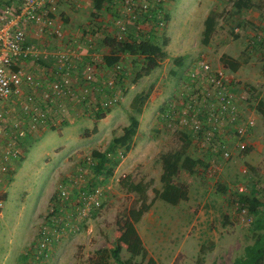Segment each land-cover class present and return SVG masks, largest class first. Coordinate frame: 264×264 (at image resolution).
<instances>
[{
    "label": "rangeland",
    "instance_id": "obj_1",
    "mask_svg": "<svg viewBox=\"0 0 264 264\" xmlns=\"http://www.w3.org/2000/svg\"><path fill=\"white\" fill-rule=\"evenodd\" d=\"M7 1L0 0V4ZM174 1L172 11H165L167 16H164V25L158 27V34L153 39H146L151 41L150 47L141 48L140 55L132 60L126 86L122 80L118 82L119 88L123 85L130 89L128 96L148 94L146 110L136 116L138 122L144 116L139 135L136 133L132 141V148L135 145L142 147L137 155L142 160L136 162L137 166L128 175L134 183L153 181L147 192L148 200H151L154 196L152 190L161 189L160 154L177 151L184 145L188 155H199L190 145L188 134L172 132L158 119L160 108L169 98L179 71L174 61L182 55L181 67L187 66L199 54L204 55L213 67L222 66L220 57L223 54L241 62L240 74L227 72L237 83L239 97L242 96L240 107L243 114L252 113L255 119V144L250 150L257 149L261 168L257 170L247 162L233 158L222 165L217 180L210 179L200 170L192 175L180 171L176 182L184 184L187 189L186 201L179 204L183 209L177 213L173 209L178 206L172 209L158 200L152 205L156 214L149 223H159L157 234L161 236L162 245L146 241L148 230L142 226H137V229L142 232L146 249L150 252L148 256L156 264H231L243 257L245 247L254 242L258 233L254 227L255 218L245 207L236 204L239 198L234 186L245 182L246 195L255 191L256 197L264 201V120L257 113L258 103H264V0H249V8L240 12L233 9L234 0ZM212 11L219 14L216 29L209 43L203 45V19ZM170 19L172 22L168 24ZM89 26L98 27L94 22ZM95 28L93 31L99 32ZM183 29L191 32L192 36L181 38L173 35V32L181 33ZM169 33L173 36L168 38ZM93 36L92 47L102 53V47L108 41ZM87 44L82 43V46L86 49L90 43ZM55 47L62 49L63 45ZM145 55H155L159 66L136 83V77L146 66ZM133 82L136 84L131 85ZM72 103L78 105L76 111L73 110L77 115L75 118L69 110L61 125L49 126L27 138L22 144L21 154L8 166L5 182L0 185V200L3 201L0 209V264L21 263L37 240L39 229L51 217L50 209L58 203L62 189H67L70 197L62 204L66 215L61 225L63 251L58 261L51 264H115L110 251L120 235L116 222L124 218L134 197L118 183L122 174L118 166L124 157L112 177H94L91 153L94 150L103 152L114 137L121 135L122 123L126 119L129 121L128 114L122 112L114 130L110 127L113 120L107 121L108 128L106 123H102L99 133L96 115L104 114L105 108L89 99ZM129 106H121L122 111L128 112ZM104 127L106 131H103ZM95 128L96 132L93 131ZM121 150L117 153L120 158ZM244 168L247 169L246 174L241 173ZM96 190L100 191V208L92 210L87 221L80 220L76 215V203L83 207V194ZM185 208L188 217L184 219ZM69 221L70 225L65 227L64 223ZM201 248L204 251L202 256L199 255ZM120 258L123 261L129 258L124 246ZM139 261L140 258L134 259V262Z\"/></svg>",
    "mask_w": 264,
    "mask_h": 264
},
{
    "label": "built area",
    "instance_id": "obj_2",
    "mask_svg": "<svg viewBox=\"0 0 264 264\" xmlns=\"http://www.w3.org/2000/svg\"><path fill=\"white\" fill-rule=\"evenodd\" d=\"M60 1L9 0L0 4V185L5 182L8 166L21 154L27 138L49 126L62 124L67 102L89 99L95 103L96 100L93 97L98 82L96 69L87 63L79 68L75 64L74 51L59 24ZM112 1L128 9L132 22L142 18L136 11L140 6L137 0ZM165 2L157 0L154 9L148 4L142 6L146 21L137 26L140 33L151 30L150 10L159 19L158 27L164 25L161 5ZM53 39L61 42L63 48L51 50L49 45ZM51 59L54 62L50 70L41 66L42 61ZM33 68L39 72L34 73ZM78 69L77 92L74 72ZM113 72L112 78L100 87L110 92L105 101L98 103L105 110L121 98L118 82L123 73L119 63L113 66ZM173 86L158 119L168 130L188 134L190 145L208 156L206 167L198 169L209 178H217L222 165L233 160L234 152L247 148V140L255 127L253 114H243L237 83L227 70L223 66L213 67L202 54L184 67ZM241 173L246 174L247 169ZM234 190L238 194L246 193L245 182L237 183ZM99 193L96 190L83 194V207L76 203L80 220L87 221L91 211L100 208ZM69 198V191L62 189L58 203L50 209L51 217L39 229L37 240L20 264H45L51 259L61 240V225L66 218L62 204ZM2 206L0 200V209ZM69 225L70 221L64 223L65 227Z\"/></svg>",
    "mask_w": 264,
    "mask_h": 264
},
{
    "label": "trees",
    "instance_id": "obj_3",
    "mask_svg": "<svg viewBox=\"0 0 264 264\" xmlns=\"http://www.w3.org/2000/svg\"><path fill=\"white\" fill-rule=\"evenodd\" d=\"M92 1L93 11L91 13V17L96 19L98 13L101 11L103 0ZM232 6L236 12H240L241 10L248 9L250 4L249 0H234ZM218 17L219 14L212 11L204 20V29L201 41L203 45H207L209 43V40L216 29ZM106 40L108 41L107 43L111 50L110 55L105 57V63L107 66H113L118 63L117 55L127 53L131 56H139L141 48L146 47L139 45L136 41L115 42L110 38H106ZM157 50L159 49L157 48ZM145 56L146 66L137 78L149 75L150 72L159 66L158 59L155 55ZM174 62L176 66L181 65L180 58L176 59ZM220 63L225 70L231 73L237 72L241 67V62L238 59L225 54L220 57ZM147 100L148 94H137L129 106V124L127 127L122 129L121 135L114 137L103 152L96 150L92 151L91 157L94 160L92 171L94 173V177H112L114 170L120 163L121 159L129 153L132 148L133 138L136 135L139 126L136 116L142 114ZM108 112L109 110L104 114H97L96 120L103 119L105 114ZM257 113L264 120V103H258ZM93 131L96 132V128ZM119 149H122V152L120 153L121 158L117 156ZM246 150L247 148L244 151L238 152L243 153ZM158 160L161 164L162 170L159 179L161 189L152 190L154 196L151 200H148L147 192L152 185V180H149L148 182L140 181L134 183L128 175L118 181L119 186L127 194L133 195L134 200L132 206L125 211L124 218L119 219L116 222L117 227L120 229V235L115 240L114 247L110 251V256L114 260L115 264H156L155 261L148 256V252L136 230V225L141 221L144 214L150 210L156 200L170 206H177L180 202L186 201V186L182 183L176 182V178L180 171H184L192 175L195 173V170L199 172L198 167H206V164L201 160L189 157L186 154V147L184 145H182L177 151L160 154ZM210 179L214 180L216 178ZM251 192L252 193L249 196H247L246 193H236L240 202L236 201V204L240 205V207H245L248 213L255 218L254 227L258 233L254 242L245 247L243 257L236 259L231 264H264V201H260L256 197L255 191ZM122 246L125 247V250L129 255V258L125 261L120 258ZM203 254L204 251L201 248L199 250V255L202 256ZM136 258H140V261L134 262V259ZM24 259L25 256L22 260Z\"/></svg>",
    "mask_w": 264,
    "mask_h": 264
},
{
    "label": "crops",
    "instance_id": "obj_4",
    "mask_svg": "<svg viewBox=\"0 0 264 264\" xmlns=\"http://www.w3.org/2000/svg\"><path fill=\"white\" fill-rule=\"evenodd\" d=\"M137 1H138V4L140 6L137 7L136 11L140 14V16L142 18H139L138 21H136V22L131 21V19H130L131 14L128 11V9L125 8L124 5H122V3H113L112 0H103L101 11L98 13V15L99 14H101V15L96 19H93L91 17V13L93 11V1L92 0H61L60 1V6H59V20H60L59 22L60 23L59 24H60V28L66 33V37L69 39V42H70V47L74 51V55H75L74 62H75V64L78 65V68H79L82 64L87 63L90 65H93L96 69L95 75H96V79L98 82L95 83L97 90L93 94V97L95 96V99H96L95 100L96 105H98V103L100 104L103 101H105V99L107 97H109V95H110L109 91L102 90V88H100V87H102V85L106 81L111 79L112 76L114 75V72H113V66L114 65L113 66H107L105 63V57H108L111 53V50H110V47L108 46V43H104V46L102 47L103 48L102 53L98 52L97 50H95V47H92L93 40H94L93 35H95L96 37L98 36V38H102L103 40H105L106 38H110L111 40H113L115 42L136 41L141 46L150 47L149 43L151 41H147L146 39H149V38L153 39L154 36L156 34H158L156 32L159 31V28H158L159 19L154 15V13L151 10L149 12L153 15V20L151 22H149V26H150L151 30L150 31L144 30L141 33L137 30V26L139 24H142L144 21H146L144 19V17L142 16V15H145L144 11L142 10V6H144L145 4H148V5H150V8L154 9L157 0H137ZM174 2H175L174 0H166V2L161 5L162 6V14L161 13L160 14L162 16H165V18H166L167 15H166L165 11L167 10L168 13H170L172 11V6H174V4H175ZM208 14L209 13H207L205 15L203 21L206 19ZM91 22H94L95 24H97L98 27L95 28V27L89 26ZM171 22H172V20L170 19L168 24H170ZM94 28L97 31L99 30V32L95 33L93 31ZM102 31L104 32V34L102 33ZM140 34H142V35H140ZM143 35H144V37H143ZM173 35L174 36H180L181 38H188V37L192 36L191 32H189L188 30H185V29H183L181 33L180 32L179 33L173 32ZM172 36L169 33V35L167 37L169 38ZM82 43H84V44L90 43V44H89V47L85 49L82 46ZM53 44H54V46H53ZM168 44H169V42H168ZM61 45H62L61 42L58 43V41L53 39L49 46H50L51 50H58L57 47H55V46H61ZM64 47H65V44H64ZM117 57H118V63L120 64V66L122 68V73H123L122 74L123 76H121V78H122L121 80L123 81V85L125 84V86H126V83H127L126 76H129V74H130L129 72L132 71V69H131L132 60L134 61L135 58H137L138 56H131V55L125 53V54L117 55ZM183 58L184 57H182V55H181V57H180L181 62H183ZM189 60L187 62H189ZM52 62H54L53 59H51L49 61H42L41 66H44L50 70V66H51ZM189 64H191V63H189ZM184 67H186V66L181 67V65H180V66L176 67V70H179L176 73V80L182 74ZM240 69H241V67L239 68V70L237 72L232 73V74H234V75L240 74ZM32 71L34 73L39 72L38 70L36 71L34 68ZM152 72H150V74ZM78 73H79V69L74 72V76H75V80H76L75 89L77 90V92H78V83L80 81L79 80L80 77L78 76ZM149 75H147V76H149ZM147 76H142V77H147ZM142 77H140V78L136 77L135 82L138 83ZM176 80H175V82H176ZM135 82H133L131 85H134ZM175 82H174V84H175ZM123 85H122V88H120L121 89V98H120L119 102L115 105V106H117V105L118 106L116 108L106 109L105 111L109 110V112L105 114V117L103 119L97 121V130L99 131V133L101 130L100 125L102 123H106L105 127L109 126V124L107 123V121L109 119L113 120V122L110 124V127L112 126L111 127L112 130L117 128L118 123H116V122H117V119L119 118V116L122 115V112H125L128 114V120H129L130 110H128V112H127V110L122 111L121 106H123L124 108L126 107V105L129 106L131 101L133 100V98L137 94H130V96H128L129 93H131V91H130V89L126 88ZM118 88H119V86H118ZM240 97H241V99L240 98L238 99V100H240L239 104L243 103L242 102V96H240ZM67 105H68L67 106V109H68L67 113L70 110L71 111L70 115H72V117L77 116L73 112V110L77 109L78 105H76L72 102H68ZM145 110H146V107L144 108L143 111H145ZM80 115L81 114H79V117H80ZM142 117H144V116H141V119L139 120L140 124H139V131L137 132V136L139 135V132H140ZM122 124L124 125L123 127H127L129 124V121H127V119H126V122H123ZM105 127H104L103 131L107 130V129H105ZM254 130H253V133L251 134V136L249 137V139L247 140V150L243 153H239L238 151H235L234 152V154H235L234 159L235 160L239 159V160H242L243 162H247L250 167H252V168L254 167L255 169L259 170V168H261L259 165V163L261 161H259V159H258L259 155L257 153V149H254L253 151L250 150V147L254 146V144H255L254 139H255L256 133H254ZM141 149H142L141 146H138V145H137V147H136V145L133 146V148H131L129 153H127V155L122 159L121 163L118 166L119 170H120L119 172L122 173V174H120L121 178L125 177L126 175L128 176V174L133 172V170L135 169V166H137V164H138L136 162H140V160H142V158L137 156L139 154V150H141ZM193 150L196 151L197 153H199V155L197 154L196 157H193V156L188 155V152L186 154L193 159H198V160H201L203 163H205L206 160L208 159V156L206 154L205 155L202 153L200 154V152H199L200 150L197 149L196 147H193ZM158 174H160V170L158 171ZM188 175H190V174H188ZM177 206H170V208L173 209V208L177 207V209H173V210H177L176 212L178 213V211L182 210L183 207H181L179 205H177ZM207 212H209V210ZM155 214H156V212H154V207H151L150 210L144 214L141 221L136 225V230H137V232H138V234H139V236L143 242L145 249H146V246H145V242H144L143 237H142V232L137 229V226H139V227L142 226L144 230H148V232H147L148 238H146V241L152 240V241H155V243L157 242L159 245H162L161 236H160V234H157V231L159 229V223H156V222H150L149 223V221L152 218H154ZM183 217H184V219L188 217V212L186 211V208L183 212ZM146 223H149V224L147 225ZM60 242L56 245L54 254L52 255L51 259L48 261L47 264H49V262H50V264L56 263L58 261V259L60 258L61 253L63 251V249L61 248L63 241L61 243ZM165 250H167V249H165ZM148 253L150 254V252H148Z\"/></svg>",
    "mask_w": 264,
    "mask_h": 264
}]
</instances>
